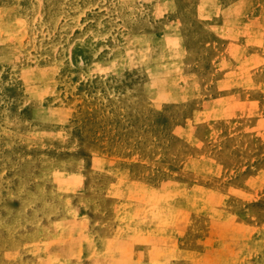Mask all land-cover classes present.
Listing matches in <instances>:
<instances>
[{
  "label": "rangeland",
  "instance_id": "1",
  "mask_svg": "<svg viewBox=\"0 0 264 264\" xmlns=\"http://www.w3.org/2000/svg\"><path fill=\"white\" fill-rule=\"evenodd\" d=\"M125 261L264 264V0H0V264Z\"/></svg>",
  "mask_w": 264,
  "mask_h": 264
},
{
  "label": "bare ground",
  "instance_id": "2",
  "mask_svg": "<svg viewBox=\"0 0 264 264\" xmlns=\"http://www.w3.org/2000/svg\"><path fill=\"white\" fill-rule=\"evenodd\" d=\"M94 207H95V206H94ZM97 219H98V218H97ZM66 224H68V223H66ZM106 224H107V223H106ZM64 225H65V224H64ZM74 226H75V225H74ZM123 226H124V225H123ZM76 231H77V230H76ZM77 232H78V231H77ZM67 233H69V232H67ZM79 240H80V239H79ZM135 241H136V240H135ZM164 242H165V241H164ZM108 244H109V243H108ZM155 244H156V243H155ZM161 244H162V243H161ZM112 245H113V244H112ZM118 246H119V245H118ZM148 246H150L149 243H148ZM68 247H69V246H68ZM99 247H100V245H99ZM113 247L116 248L115 246H113ZM154 247H155V246H154ZM119 248H122V247H119ZM146 248H147V246H146ZM101 249H102V248H101ZM92 250H93V249H92ZM124 250H125V249H124ZM153 250H154V249H153ZM73 251H74V250H73ZM114 251H115V250H114ZM143 251H144V250H143ZM115 252H116V251H115ZM115 252H114V253H115ZM119 252H120V251H119ZM145 253H146V252H145ZM145 253H144V254H145ZM117 254H118V252H117ZM148 254H149V252H148ZM129 257H130V256H129ZM105 258H106V256H105ZM112 258H113V257H112ZM122 258H123V257H122ZM144 258H145V257H144ZM172 258H173V257H172ZM164 259H165V258H164ZM174 259H175V258H174ZM181 259H182V258H181ZM122 260H123V259H122ZM124 260H125V259H124ZM124 260H123V261H124ZM153 260H155V259H153ZM153 260H152V261H153ZM169 260H170V259H169ZM175 260H176V259H175ZM166 261H167V260H166ZM170 261H171V260H170ZM109 262H110V261H109ZM161 262H162V261H161ZM125 263H126V261H125ZM125 263H124V264H125ZM154 263H156V262L154 261ZM159 263H160V262H159ZM175 263H176V262H175ZM126 264H127V263H126ZM156 264H157V263H156ZM162 264H163V263H162ZM180 264H181V263H180Z\"/></svg>",
  "mask_w": 264,
  "mask_h": 264
}]
</instances>
